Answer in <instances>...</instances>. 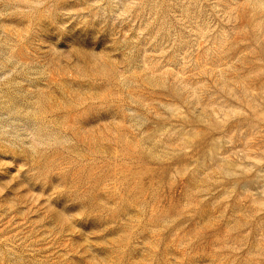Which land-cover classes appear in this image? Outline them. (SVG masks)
<instances>
[{
    "label": "rangeland",
    "instance_id": "374dc122",
    "mask_svg": "<svg viewBox=\"0 0 264 264\" xmlns=\"http://www.w3.org/2000/svg\"><path fill=\"white\" fill-rule=\"evenodd\" d=\"M0 264H264V0H0Z\"/></svg>",
    "mask_w": 264,
    "mask_h": 264
}]
</instances>
